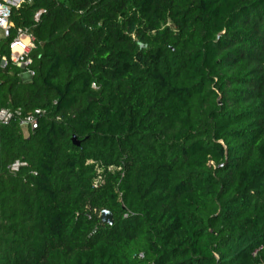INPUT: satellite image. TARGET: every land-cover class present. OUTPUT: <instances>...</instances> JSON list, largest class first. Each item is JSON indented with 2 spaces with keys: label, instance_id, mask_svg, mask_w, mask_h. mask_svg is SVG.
Returning a JSON list of instances; mask_svg holds the SVG:
<instances>
[{
  "label": "trees",
  "instance_id": "16d2710c",
  "mask_svg": "<svg viewBox=\"0 0 264 264\" xmlns=\"http://www.w3.org/2000/svg\"><path fill=\"white\" fill-rule=\"evenodd\" d=\"M32 1L0 108L46 114L0 125V264H264V0Z\"/></svg>",
  "mask_w": 264,
  "mask_h": 264
},
{
  "label": "built area",
  "instance_id": "2783aa9c",
  "mask_svg": "<svg viewBox=\"0 0 264 264\" xmlns=\"http://www.w3.org/2000/svg\"><path fill=\"white\" fill-rule=\"evenodd\" d=\"M27 1L0 0V44L4 43L3 47H6L7 50L6 53H1L0 51V66L12 65L32 76L34 75V70L31 66L33 64V52L37 48L36 38L28 26H16L12 19L14 10L20 8ZM45 12L46 9L44 8L38 9L34 13V21L39 22L42 14ZM1 48L0 45V50ZM93 87H96V85L93 84ZM45 114V110L37 109L34 113L23 116L20 111H14L9 107H2L0 108V125H9L17 121L21 126L22 133L29 135L31 131L39 127L40 119ZM88 162L93 163L94 161L90 160ZM23 166H27V162L16 159L9 165V169L15 173ZM98 172L100 174V170ZM99 179H101V175ZM94 185H98V180L94 182ZM261 248L262 246L254 249L253 253L256 254Z\"/></svg>",
  "mask_w": 264,
  "mask_h": 264
},
{
  "label": "water",
  "instance_id": "95a60500",
  "mask_svg": "<svg viewBox=\"0 0 264 264\" xmlns=\"http://www.w3.org/2000/svg\"><path fill=\"white\" fill-rule=\"evenodd\" d=\"M72 139L76 145L81 144V141L78 140L76 136H73ZM100 218L103 222L108 223V224H113L114 222L113 213L109 210H103L100 214Z\"/></svg>",
  "mask_w": 264,
  "mask_h": 264
},
{
  "label": "rangeland",
  "instance_id": "374dc122",
  "mask_svg": "<svg viewBox=\"0 0 264 264\" xmlns=\"http://www.w3.org/2000/svg\"><path fill=\"white\" fill-rule=\"evenodd\" d=\"M27 2H29L30 4L33 2L32 0H28ZM20 79L23 81V82H26V81H31L32 78H33V75H29L27 74L26 72H22L20 75H19Z\"/></svg>",
  "mask_w": 264,
  "mask_h": 264
}]
</instances>
